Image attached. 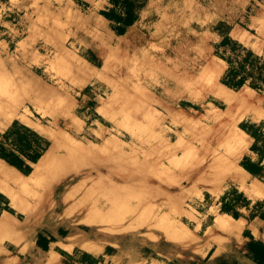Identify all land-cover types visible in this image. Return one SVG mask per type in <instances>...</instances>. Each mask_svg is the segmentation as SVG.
<instances>
[{"label":"rangeland","instance_id":"374dc122","mask_svg":"<svg viewBox=\"0 0 264 264\" xmlns=\"http://www.w3.org/2000/svg\"><path fill=\"white\" fill-rule=\"evenodd\" d=\"M132 1L135 19L114 35L105 22L85 21L93 0H0V114L57 110L51 119L63 135L59 156L47 163L52 178L78 191L72 226L97 232L120 262L232 261L253 240L235 236L225 255L190 262L201 241H189L179 225L178 196L191 187L216 192L232 180L246 142L238 127L264 87L221 83L223 56L242 44L264 58V0ZM93 50L96 71L71 77L62 59ZM71 113L86 122L83 130L68 122ZM89 171L97 178L80 180ZM80 246L99 251L91 242Z\"/></svg>","mask_w":264,"mask_h":264},{"label":"crops","instance_id":"0c3cea01","mask_svg":"<svg viewBox=\"0 0 264 264\" xmlns=\"http://www.w3.org/2000/svg\"><path fill=\"white\" fill-rule=\"evenodd\" d=\"M119 5V0H93V4L86 5L90 14L84 17L85 21L89 17L105 22L108 31L115 35L120 24ZM93 53L82 56L76 53L72 60L62 59L69 61V75L78 78L88 75L87 69L95 72L99 57L94 50ZM20 57L24 59L27 55ZM74 62L79 68H74ZM28 72L39 80L35 71ZM249 112L244 126L238 127L246 142L230 184L207 193L191 187L178 196L179 225L186 228L189 241H201L191 249L190 262L195 257L225 255L230 240L240 236L245 241L253 240L255 246L243 248L236 259L223 260V264H264V214L257 213L264 212V192L259 193L264 191V104L254 105ZM54 113L57 110L42 114L28 106V111L14 112L10 117L0 114V264H168L155 257L120 262L117 251L102 244L97 232L91 236L72 226L71 208L78 191L71 184L60 186L47 165L59 156L56 145L63 135L62 129L53 125ZM68 122L77 131L86 124L76 113H71ZM92 122L97 123V119ZM91 174L89 171L80 180L97 178ZM57 197L62 203L58 210L54 208ZM222 205L228 209L222 211ZM218 219L229 221L235 228L232 232L221 229ZM83 242L93 243L99 251L94 253L81 247Z\"/></svg>","mask_w":264,"mask_h":264},{"label":"trees","instance_id":"16d2710c","mask_svg":"<svg viewBox=\"0 0 264 264\" xmlns=\"http://www.w3.org/2000/svg\"><path fill=\"white\" fill-rule=\"evenodd\" d=\"M120 3L125 4V12H119L118 21L119 26L115 28L116 33H123L126 26L130 25L135 19L133 13V1L132 0H119ZM230 41V37L226 34L221 40V45L227 47V43ZM227 62V67L220 77V82L232 89H238L241 86L247 84L253 88L264 87V58L251 49L237 44L234 49L233 56H223ZM251 135H255L253 131H250ZM223 200V196H222ZM221 200V201H222ZM257 204H260L258 202ZM227 206L221 207L222 211H226ZM259 215H263L264 212L257 211ZM235 214V213H234Z\"/></svg>","mask_w":264,"mask_h":264},{"label":"bare ground","instance_id":"6f19581e","mask_svg":"<svg viewBox=\"0 0 264 264\" xmlns=\"http://www.w3.org/2000/svg\"><path fill=\"white\" fill-rule=\"evenodd\" d=\"M95 2V1H94ZM99 2V1H98ZM99 3H101V2H99ZM102 3H104V2H102ZM101 5H103V4H101ZM26 7V6H25ZM99 7V6H98ZM106 7V6H105ZM107 8V7H106ZM106 10V9H105ZM187 15V14H186ZM106 16V15H105ZM83 21V20H82ZM87 23V22H86ZM75 24V23H74ZM83 24V23H82ZM107 24V23H106ZM67 30V29H66ZM87 38V37H86ZM57 42V41H56ZM222 86V85H221ZM227 88V87H226ZM228 90H229V88H227ZM226 92V91H225ZM228 92V91H227ZM234 92V91H233ZM224 94V93H223ZM227 94V93H226ZM228 95V94H227ZM228 97V96H227ZM232 97V96H231ZM223 98V97H222ZM235 99V98H234ZM226 100H228V99H226ZM2 103L3 102H5V101H1ZM225 102H227V101H225ZM237 102V101H236ZM6 103V102H5ZM259 103L262 105V104H264V97L263 98H261V100L259 101ZM9 103H6L5 105H8ZM234 104V103H233ZM219 221V220H218ZM220 222V226H222V228H224L225 230H227V231H230V232H232V230L235 228L234 227V225H232V224H228V223H224V222H222V221H219ZM242 240V239H241Z\"/></svg>","mask_w":264,"mask_h":264}]
</instances>
